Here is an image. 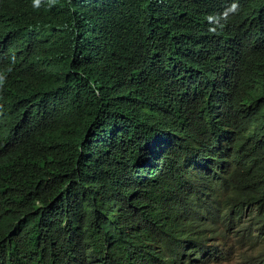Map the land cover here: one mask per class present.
Returning <instances> with one entry per match:
<instances>
[{"label": "trees", "instance_id": "1", "mask_svg": "<svg viewBox=\"0 0 264 264\" xmlns=\"http://www.w3.org/2000/svg\"><path fill=\"white\" fill-rule=\"evenodd\" d=\"M256 92L264 0H0V264H264Z\"/></svg>", "mask_w": 264, "mask_h": 264}, {"label": "clouds", "instance_id": "2", "mask_svg": "<svg viewBox=\"0 0 264 264\" xmlns=\"http://www.w3.org/2000/svg\"><path fill=\"white\" fill-rule=\"evenodd\" d=\"M263 97V92L250 93L249 95L242 93L233 94L231 95V99L229 98L228 100L234 107L236 106L237 108H241L242 110H251L256 108ZM235 134L239 136H247L249 134V130L247 128L239 127L235 130ZM233 255L235 254L233 253Z\"/></svg>", "mask_w": 264, "mask_h": 264}, {"label": "rangeland", "instance_id": "3", "mask_svg": "<svg viewBox=\"0 0 264 264\" xmlns=\"http://www.w3.org/2000/svg\"><path fill=\"white\" fill-rule=\"evenodd\" d=\"M238 259L235 255L232 254L231 259L227 262H222L220 264H238Z\"/></svg>", "mask_w": 264, "mask_h": 264}]
</instances>
